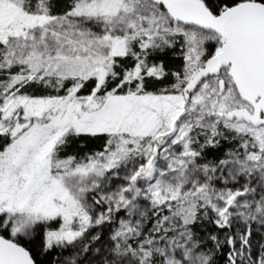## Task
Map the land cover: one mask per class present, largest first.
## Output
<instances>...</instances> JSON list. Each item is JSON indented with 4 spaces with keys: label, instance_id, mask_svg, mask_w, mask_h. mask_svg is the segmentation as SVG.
I'll list each match as a JSON object with an SVG mask.
<instances>
[{
    "label": "snow or ice",
    "instance_id": "snow-or-ice-1",
    "mask_svg": "<svg viewBox=\"0 0 264 264\" xmlns=\"http://www.w3.org/2000/svg\"><path fill=\"white\" fill-rule=\"evenodd\" d=\"M178 42L183 74L147 91L145 77L167 75L150 55ZM0 74V264H35L22 241L42 224L62 220L44 233L47 252L122 210L129 219L99 264H212L192 227L200 209L226 230L227 264H264V245L253 255L251 241L252 222L264 227V0H71L63 14L51 0H0ZM74 136L107 140L83 159L60 158ZM222 139L235 147L199 164ZM121 169L126 184L105 192ZM90 192L102 194L90 203ZM92 204L107 208L95 215Z\"/></svg>",
    "mask_w": 264,
    "mask_h": 264
},
{
    "label": "trees",
    "instance_id": "trees-1",
    "mask_svg": "<svg viewBox=\"0 0 264 264\" xmlns=\"http://www.w3.org/2000/svg\"><path fill=\"white\" fill-rule=\"evenodd\" d=\"M71 0H51L52 12L53 14H63L67 11ZM119 59V58H118ZM151 63H160L164 65L165 72L167 75L163 79L145 78V85L147 91L156 92L160 88L166 87L171 84L173 79L172 73L181 71L183 65V57L177 51V47L165 49L163 52L152 53L149 57ZM134 61L131 57L125 58L122 61L124 67H131ZM122 70V69H118ZM94 85V81H89L85 83V87L81 89L80 94L87 95L90 93L91 88ZM113 85H110V87ZM35 91V86L27 88V92L32 93ZM47 90L44 94H49ZM52 93V92H51ZM63 93V91H61ZM36 94H41L37 92ZM107 137L106 136H79L70 137L67 145L61 149L59 155L60 157L75 156L77 159L84 158L86 155L93 154L98 151H103ZM233 141H223L216 147L207 146L202 150L201 161L203 164L208 163H218V161L225 157V154L234 148ZM193 231L200 242L205 245L210 256H212V264H226L227 263V253L229 248L226 244L222 245L220 248L213 246L210 241L211 234L214 230L219 228L212 223L211 219L199 216L196 223L192 226ZM46 226H38L37 229V239L29 242L28 240H23L22 244L25 246L26 250L30 251L33 256L35 264H71L72 260L68 258L72 257L74 248L60 249L58 247H53L47 252L44 251L42 244ZM50 228V226H48ZM47 228V229H48ZM7 238V235L4 234ZM264 240V232H252L251 241L256 247H260ZM93 249V248H92ZM260 250H253V255H257ZM67 258V260H65ZM80 261V260H79Z\"/></svg>",
    "mask_w": 264,
    "mask_h": 264
},
{
    "label": "rangeland",
    "instance_id": "rangeland-1",
    "mask_svg": "<svg viewBox=\"0 0 264 264\" xmlns=\"http://www.w3.org/2000/svg\"><path fill=\"white\" fill-rule=\"evenodd\" d=\"M215 42L214 41H206V52L211 54L214 52L215 50ZM175 47H177V51L179 52L180 55H182L183 57V53L181 50V46L180 43H176ZM138 50V49H137ZM149 64H151L150 61H148ZM18 69L13 68L11 71L12 72H16ZM184 71V59H183V65L181 68L180 73L183 74ZM145 78H149V77H145ZM2 79H6V76L3 74H0V80ZM156 79V78H154ZM173 83H175V77L173 76V79L171 80V84L167 85L166 87L160 88L159 90H157L156 92H159L160 90L164 89V88H168L170 87ZM127 89H125L126 91ZM48 91L51 94H56L52 89H48ZM60 94H64V93H60ZM78 95L84 96L83 94H80V92L78 93ZM200 144L204 143V137H200ZM223 141H230V140H221V142ZM234 145L236 144L235 141ZM197 149H199V145L196 146ZM60 158H66V157H60ZM83 159V158H81ZM80 160V159H77ZM198 163L199 164H203L201 161V157L198 159ZM119 174L118 175H113V174H109V179L107 181H105L104 184V191L105 192H115L120 186L126 184V181L124 179V175H125V170L121 169L118 170ZM203 174L201 173V176ZM216 176H219L220 174L217 173L215 174ZM142 183V182H141ZM213 186L217 189H224L225 188V180L223 178H219V179H214L213 180ZM240 183H243V180H241ZM190 186V185H189ZM227 187L228 188H232L233 190L237 187H240V184H236L233 183L232 181H227ZM101 192H90L87 194V198L89 200L90 203H92L93 198H99V196L101 195ZM141 199V206L148 208V202L144 201L143 198ZM107 208V205H95L92 204V212L95 215H99L101 211L105 210ZM208 214L205 215V209H200L198 212V215L201 216L203 215V217L211 219L212 223H214L213 221L215 220V214L211 212V210H207ZM165 214H169L167 213V211H165ZM129 219L128 215L126 212H124L123 210L120 212H113L112 215V219L110 221H105L103 224L99 225V226H93L85 235L84 237H82L81 239H79L78 241H76L73 245H67V246H55L58 247L60 249H65V248H74L75 251H73V255L72 257L68 258L69 260H77V261H83V264H89V261L92 262V264H99V260H102L104 258L103 254L107 253L108 250L114 245V241L111 239L112 235L114 234V232L119 228L120 225V221L121 220H126ZM133 222H135V218H132ZM155 221V217H152L150 220H145L144 221V231L147 232L151 226L152 223H154ZM62 223V220H56V221H52L49 222L48 224H42L43 226H46L48 228V226H50V228H46L45 231L47 230H58L60 224ZM40 225V226H42ZM215 225V224H214ZM244 230H247V226H243ZM251 230L252 232H264V227H262L259 223L257 222H252L251 224ZM225 231L226 230H222V229H218V230H214V233L211 234V236L216 235L218 236L219 240L221 241V245L223 244L224 241V236H225ZM94 236H98L100 237V239L98 240H93L92 237ZM210 236V237H211ZM211 243L213 246H216V242L212 241L210 239ZM85 244H89L91 246V251L88 253H85L83 251V246ZM261 245H264V240L262 242ZM237 247H239V244H237ZM93 248V249H92ZM217 248V246H216ZM218 249V248H217ZM260 250V247H256L254 244H252V252L253 250ZM202 251H204L206 254H209V252L206 249H202ZM99 253V255H98ZM210 255V254H209ZM65 260H67V258H65ZM227 264V263H226Z\"/></svg>",
    "mask_w": 264,
    "mask_h": 264
}]
</instances>
